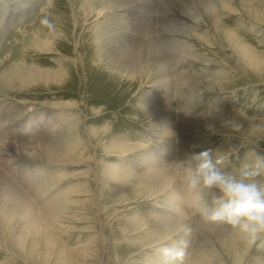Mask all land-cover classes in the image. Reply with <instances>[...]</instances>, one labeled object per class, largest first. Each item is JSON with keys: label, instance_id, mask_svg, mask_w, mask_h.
I'll return each mask as SVG.
<instances>
[{"label": "rangeland", "instance_id": "1", "mask_svg": "<svg viewBox=\"0 0 264 264\" xmlns=\"http://www.w3.org/2000/svg\"><path fill=\"white\" fill-rule=\"evenodd\" d=\"M82 1L0 0V66L25 63L36 70L52 72L57 70V63L64 57L69 73L61 82L49 84L37 80L24 82L21 87L19 83L14 82L10 83L8 89L0 84V144L10 145L11 142L15 146H25L33 141L32 138L36 139V143L43 138L51 141L60 132L57 127L60 130L71 116H75L81 120L78 123L79 133L74 138L68 137L69 143L67 139L61 141L68 143L64 144L68 149L73 139L69 149L77 142V151L83 154L82 159H79L73 147L70 151L73 150L72 154L77 155V158L70 154L63 159L66 163L54 162V165L43 159L39 161L17 154L13 151L15 148L1 154L3 158L0 156V171L24 194H35L29 188L33 186H27L30 176L36 184L40 181L47 182L46 186L50 187L47 197H38L39 199L34 201L35 205H41L42 202H48L55 197L59 198L58 196H62L60 193H64L62 198L52 201L53 205L56 204V210L52 212L57 211L54 213L57 223L49 228V234L44 236L35 230H26L24 224L17 221L10 228L3 229L0 226V264H161L159 250L165 246V242L152 246L159 238L153 234L152 224H149L151 229L136 228L141 225L137 224V220L142 217L137 212L159 214L160 211L168 210L160 198L144 204L131 203L129 206H134L133 208L124 205L139 198L138 188L127 181L129 175L124 173L125 177L123 176L124 169H129L130 172L128 170L126 173H131L132 176L131 170H136L139 167L137 165L141 164L140 154L148 150L156 152L163 148L169 150L168 156L172 159L168 168L177 174H183L177 162L185 160L194 151L198 153L208 148L218 149L220 154L228 158L222 165L225 170L239 167L241 162L249 157L250 149L254 146L258 145L259 151L264 153V16L261 12L256 17H261L263 21L252 20L251 17L254 16L248 11L243 14L227 13L223 20L225 28L231 29V32L240 37L236 49L231 46L223 26L215 30L206 19L197 29L199 38L194 44L201 53L213 59L214 63L192 65L181 83L205 84L214 75L220 76L221 83L208 93H196L184 99L176 96V87L172 88L171 98L175 112L173 130L169 132L171 135L165 134L162 139L161 135L157 137L160 134L158 121L155 120L156 123L151 119L153 116L149 118V115L144 113V116L139 112L137 84L108 74L100 62L92 59L95 50L92 42L93 22L83 25V13H78ZM160 2L161 0H158L156 5L160 6ZM257 2L255 5L264 7V0ZM73 12L78 15V24L74 22ZM160 15L154 14L152 25L158 26V20L155 19L160 18ZM57 29L62 32L59 37L51 39L56 52H40L44 50L38 51L36 45L29 44L32 35L40 34L41 31L53 35ZM219 37L223 40L220 41ZM170 50L167 49V54ZM1 67L0 74L4 72ZM207 77L209 78L206 79ZM173 80L178 79L173 77ZM155 87L143 86L142 90L147 95L159 96L160 93L153 91ZM164 96L166 95L160 97ZM180 110L196 115L209 113L205 116L203 125L200 124L203 130L190 133L196 138L181 131ZM53 116L64 119L63 123L61 120L54 125L55 122H51ZM235 125L240 126L238 131L235 130ZM90 128L91 131L107 129V132L96 137L89 134ZM200 131L203 136L198 138ZM41 134L43 138L40 137ZM116 139L132 146L143 144L145 147L142 146L143 150L138 148L139 153L134 149L122 157L111 149L109 151L112 153L106 151L104 147ZM20 142L21 145L18 144ZM13 153L18 156L14 155L13 158ZM113 165H117V169L121 167V171L124 168L120 172L121 177L118 173L120 170L116 171L117 173L112 172ZM37 169L42 170L38 173ZM44 177L51 180L43 181ZM177 179L174 182L184 188L183 180ZM182 202L185 221L194 227L197 226V229L200 226L202 231L210 230L215 234L201 235L193 229L195 234L185 239V264H251L253 255L264 254V241L250 245L247 239L230 226L214 228L196 211L197 206H194L192 201L183 199ZM4 221L0 218V224ZM218 234L220 236H216ZM178 238L174 235L173 241H179ZM161 241H165V238ZM198 244H201L198 249L200 251L195 255V246Z\"/></svg>", "mask_w": 264, "mask_h": 264}, {"label": "bare ground", "instance_id": "2", "mask_svg": "<svg viewBox=\"0 0 264 264\" xmlns=\"http://www.w3.org/2000/svg\"><path fill=\"white\" fill-rule=\"evenodd\" d=\"M157 1L158 0H83L78 13H83V25H88L93 22L92 42L95 50L92 59L100 62L101 67L105 68L106 71H108V74L115 75L117 76V78L128 79L134 84H137L138 89L136 96H139L137 105L139 107V112L141 111L143 114L145 113L149 115V118L153 116L151 118L152 121H158V128H160V134L156 136L159 137L161 135L163 139V135H171V133L169 132L173 130V116L175 112L173 111L174 101L171 98L173 91L172 88L176 87L178 90L176 96L181 99H184L185 97H188L189 95H194L196 93H208L213 90L215 86H219L221 83L219 82L220 76L215 75L209 80H207L205 84L198 83L196 85H189V83H181L185 76L189 73L190 67L192 65L196 63H205L206 65L214 63L213 59L207 57L206 54L201 53L199 49L195 46L194 43L199 38L198 34L196 33L197 29L202 26V23H204L206 19H208L209 22L214 26L215 30H218L220 27L223 26L225 33L228 35V39H230L231 46L236 49L240 41V37L237 36L235 33L231 32V29L225 28L223 20L226 18L227 13L243 14L244 12L248 11L250 15L253 14L252 16H254L251 17L252 20L256 19L263 21L261 20V17L260 19H258L256 15L259 16L258 13L261 12L260 14L264 16V7L261 8L255 5V3H258L257 1L260 0H161L160 6L156 5L158 4ZM155 13L161 14L160 18H154L155 20H158V26L152 25L153 16ZM77 16V13L73 12L74 22L76 24H78ZM60 32H62L60 29L54 30V34L52 35L48 32L46 33L44 31H41L40 34L32 35V39L29 41V44H31L32 46L36 45L38 51H40L39 49L44 50L40 52H56L57 49H54L51 39L59 37ZM219 40L222 41L223 38L219 37ZM167 49H171V52L169 54H167ZM65 61L64 57H62V59L57 63V70H54L52 72L41 71L38 69L36 70L25 63H22V65L9 64L6 67L4 66L5 68L0 66L1 69H4V72L2 71L3 73L0 74V84H2L4 88L6 87L8 89L10 83L14 82L19 83L21 87L23 86L24 82H33L37 80H42L47 84L52 82H61L63 78H66V75L69 74L66 70L67 62ZM199 73H197L196 75L198 76ZM173 77H176L178 80H173ZM208 78L209 77H207L206 79ZM175 81H179V83H176ZM143 86H156L153 91H157V93H160V95H147L144 90H142ZM164 94L166 96L160 97ZM69 104L70 103H68V105ZM181 112L182 114L179 112V114H181V123L179 120L178 121L180 123L181 131H183L184 134H190L192 133V131L202 129L200 128V124L203 125L202 123L204 122V118H206L205 116L209 115V113H205L203 115H196L190 111ZM71 117L68 119L67 123H64L62 125L64 127H60V130L57 127L58 131L60 132L58 133V135L57 133H54V135L56 134L57 136L53 135L54 138L51 137L53 138L51 141H48V139L44 140L41 134L40 137L43 138L41 141L36 143L34 141L36 139L32 138L33 141L31 140L32 142L25 146H22L21 142L18 143L21 146H15L13 145L14 143L11 144V142L10 145H5L1 143V158H3L2 155L4 154V152H7V150L11 151L15 148L13 151L17 154L20 153V155L22 154L23 156H30L32 158L38 159L39 161L43 159L54 165V162L64 163L65 160L63 159L65 157H69V155L72 154L73 150L70 151V149L74 147L75 153H77L79 159H82L81 157H83V154H79L77 151L78 147L75 146L77 142H75L72 147L70 146V149L69 145H72L73 139L68 145V149L67 146L64 145L68 141H70L68 140V137H70V139L74 138L76 137L77 133H79L78 123L80 119L79 117L75 116ZM58 118L59 116H53L51 122L54 121L55 123L53 124L57 125V123L62 120L61 122L63 123L64 119ZM208 118H210L211 120L210 116ZM31 122L34 123V120H32ZM91 130L92 129L90 128V131ZM106 132L107 129L100 131L94 130L91 131V133L89 134L97 137L98 135H105ZM197 136L198 138H200V136H203L202 131H200ZM191 137L196 138V136ZM63 139H67V142L64 141L65 143H62ZM102 139H104L103 136ZM170 140L168 141L170 142ZM187 142H189V139ZM108 144L109 145L104 146L106 151H109V149H111L114 152H118V154L122 157L128 155L127 153H130V151L134 149L136 151L138 148H141L143 150V144H140L138 146H132L130 145V143H125L117 139L112 140L111 143L109 142ZM111 150L109 151L110 153H112ZM137 152L139 153V151ZM144 152L142 153V155H139L142 160L141 162H139L141 164L137 165V167H139L136 168V170H131L133 171L132 176H130L131 173H126L129 169L126 171V168H122V171L123 169L125 171H123V176L125 177L126 174L127 176L129 175V177L127 178L128 180H126L130 185L137 187V192L139 193V195H137V197L139 198H137L136 200H131V202L128 201L129 203L126 202L124 203V205L129 206L131 203L137 202H141L140 204H144L145 202L147 203L150 200L153 201L154 199L160 198L164 201V205L168 211H160L159 214H154L155 212L153 214L152 212H146L144 214H142V212L140 214L139 212H137L138 215L142 217L137 220V224L141 225L136 228H141V230H144L149 228V224H152V229H149H151L152 231L154 230L153 234L157 235L159 238L157 241H153L154 243H152V246L159 245L158 242H165V246L176 245L180 241H185V239L189 238L192 234H195V231H193V229H195L197 232L199 231V234L201 235L205 233L212 234L213 232L210 230L202 231L199 226L201 224L198 225V230L197 226L194 227L193 225L188 223V221H185V215L182 214V211L184 210L182 207V200L185 199L189 202L192 201L194 206H197V201L195 200L192 194L186 191L185 187L182 188L183 185H178L177 183H175L178 180L177 178H179V180L180 178L182 179L183 174H177L168 168L170 165L169 163L172 160L168 156L169 150L163 148L162 150L156 151L157 153L150 152L149 150L146 151V153ZM15 153H13V158H15L16 156ZM85 153L86 152L84 150V154ZM134 153L135 152H133V154ZM6 155L8 157V153ZM87 155L88 154H86V156ZM91 155L92 154H90V156ZM76 156L73 155V157L77 158ZM75 158H73V160ZM120 169L121 167L117 169V165H115L113 167L112 172L115 173ZM41 170H38V173ZM87 170H89V166ZM122 171L120 170L118 173ZM2 173L3 172L0 171V218L5 221L2 222V225L0 224V226L3 227V229L10 228L12 227L13 223L17 221L24 224L26 230H35L38 234L45 236L46 233L49 232V228H52V226L57 223V219H54V216H56L55 214L57 213V211L56 213L52 212L56 210V204L53 205V202L56 199L62 198L64 192L60 193L62 194V196H58L59 198L55 197V200L52 199L48 202L44 200L45 202H42L41 205H35L34 201L36 199H41L44 196L47 197L50 188L46 186L47 182L44 183L40 181L39 184H36V181H34V179H32V181L30 179V176L27 186L29 187V185H32L33 187L30 186L29 188H31V190H33L35 193L33 194V196H30L28 194H24L22 190H18V187L14 186L13 182H10L12 180L8 179V176L6 177ZM50 173L51 172H49V174ZM36 174L37 172L34 175ZM121 174L122 173H120L119 177H121ZM48 179L49 177H44L42 180L48 181ZM129 207L133 208L134 206ZM151 209H153V207ZM190 209H192V207ZM195 216L193 217L195 218ZM162 233L164 234V236L161 237L160 235ZM219 234H221V232ZM219 234L216 236H220ZM174 235H177L179 237L178 239L180 240L177 242H175V240L173 241ZM196 236L198 237V234ZM162 238H165V241H161ZM187 241L189 242L190 240ZM147 243L148 242H146V244ZM149 245L151 246V244ZM199 245L201 244L195 246V255L197 252L200 251H198V249L200 248ZM193 253H190V255H193ZM185 260L187 262V259ZM194 264H196V262Z\"/></svg>", "mask_w": 264, "mask_h": 264}, {"label": "clouds", "instance_id": "3", "mask_svg": "<svg viewBox=\"0 0 264 264\" xmlns=\"http://www.w3.org/2000/svg\"><path fill=\"white\" fill-rule=\"evenodd\" d=\"M239 128L235 125V130ZM227 159L218 149L208 148L177 162L184 187L209 225L230 226L250 245L264 241V153L254 146L249 157L232 170L222 167ZM186 247V241L161 247V264H185ZM251 264H264V254L253 255Z\"/></svg>", "mask_w": 264, "mask_h": 264}]
</instances>
